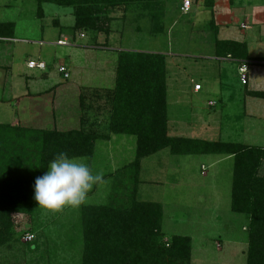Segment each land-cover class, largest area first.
<instances>
[{
    "label": "rangeland",
    "instance_id": "rangeland-1",
    "mask_svg": "<svg viewBox=\"0 0 264 264\" xmlns=\"http://www.w3.org/2000/svg\"><path fill=\"white\" fill-rule=\"evenodd\" d=\"M235 1L249 5L247 10L250 12H254V5H261V10H264V0ZM191 3V10L185 14L177 11L175 2L167 4L166 32L158 37L150 33L151 24L147 15L140 11L125 12L121 8L113 14L115 20L109 36L83 32V38L79 35L73 40L71 34H61V28L74 25L73 9L45 4L43 17L40 18L34 0H0V23H15L14 38L17 41L56 42L66 39L73 45L72 48L51 49L48 46L38 48L22 43L0 42L4 49L13 46L32 52L41 51L49 65L54 66L49 70L50 78L54 81L48 82L40 77L28 80L23 75L37 76L39 71L27 69L24 52L11 59L8 67L13 68L12 75L15 76V98L8 103L2 100L5 94L0 92V124L33 129L67 131L86 128L106 132L109 111L101 96L114 87L118 52H158L167 56L169 135L243 143L245 140L238 138L242 114L239 116L241 106L236 100L237 90L242 84L240 73L237 75L226 67L221 69L212 60L211 34L205 30L211 12L203 7L202 0H191ZM244 20L242 13L237 21H233V25L220 31V37H228L227 31L237 35L243 32L240 25ZM248 25L253 28L252 20ZM255 30L251 31L252 36L258 37ZM95 42L101 45L100 49L91 46ZM251 42L252 53L259 55V46ZM85 46L91 47L88 52ZM6 59L0 56L2 82L11 75L8 72L11 70L7 71ZM59 64L70 68L69 79L65 80L59 74ZM56 82L58 86L50 89L51 84L53 87ZM197 84L203 87L200 93L194 92ZM224 85L231 88L222 93L232 105L223 109L220 98ZM27 86L36 94L46 92L33 100L27 97L21 99V95L28 91ZM82 100L93 108L82 110ZM255 100L264 103V100ZM261 111L264 112V108ZM230 128L231 140H226L225 131ZM263 128L264 123L259 129ZM252 141L246 144L261 146L264 137L260 141ZM135 149L136 139L131 136L114 135L109 141L100 140L96 143V155L90 168L94 174L115 172L134 159ZM233 164L234 160L229 156H174L168 149L148 156L142 162L138 198L163 205L166 242L175 235L192 239L191 264L247 263L246 229L249 221L246 216L231 211ZM261 173L264 174V164ZM111 183L107 178L97 185L93 193H88L83 204L105 203ZM37 208L38 220L34 223L28 216L15 215L17 230L23 235L12 243V248L0 249V264H79L81 245L77 243L76 247H68V240L76 238L79 241L80 207H66L55 212ZM32 242H39V252L28 251Z\"/></svg>",
    "mask_w": 264,
    "mask_h": 264
},
{
    "label": "trees",
    "instance_id": "trees-1",
    "mask_svg": "<svg viewBox=\"0 0 264 264\" xmlns=\"http://www.w3.org/2000/svg\"><path fill=\"white\" fill-rule=\"evenodd\" d=\"M34 1L40 18L45 4L73 9L74 25L61 28V34L69 33L76 40L83 32L109 36L115 20L113 14L121 8L125 12L140 11L147 15L150 33L158 37L166 32L167 4L175 2L177 11L183 14L185 0ZM219 1L202 0L203 7L211 12L205 30L211 34L214 57L243 62L248 59L247 44L218 37L220 26L216 25L214 10ZM227 3L232 5L233 0ZM15 29L13 22L0 23V41L14 40ZM117 59L114 87L101 96L109 111L106 132L0 124V249L12 248V243L23 235L17 230L16 214L30 217L33 223L38 220L34 183L47 170L55 154L63 151L69 156L84 158L90 166L96 155V143L109 141L115 135L136 139L134 159L115 172L103 175L104 180L112 181L105 203L80 206L79 241L68 240V247L81 245L79 264H191L192 239L175 235L166 242L163 205L138 198L144 158L166 149L174 156L233 158L231 211L246 216L249 221L246 264H264V174L261 173L264 146L171 137L168 133L167 56L158 52L120 50ZM250 94L264 100V92ZM80 105L82 110L93 108L84 100ZM96 188L94 186L89 193ZM28 251L39 252V242L30 243Z\"/></svg>",
    "mask_w": 264,
    "mask_h": 264
},
{
    "label": "crops",
    "instance_id": "crops-1",
    "mask_svg": "<svg viewBox=\"0 0 264 264\" xmlns=\"http://www.w3.org/2000/svg\"><path fill=\"white\" fill-rule=\"evenodd\" d=\"M243 2V1H241ZM241 2H237L235 0H233L232 5L228 4L225 2V0H220L214 10V19L216 22V25L220 26V31L224 28V27H230L231 25H233V21H237L238 17L241 16L242 13H244V22L240 25V29L243 32H239L238 35L235 34L234 32L231 33L227 31L228 33V37L226 38H222L220 37V31H219V39L221 40H234V41H238V42H242V43H246L247 47H248V59L243 61V62H236L230 59H223L220 60L216 57H213L212 60H215L217 63L216 65L220 66V68L224 69L225 67L229 69V71L231 70V72L239 75L240 73V66L241 64H244L247 66L248 68V80H247V84L243 85L241 84V88H239L237 90V97L236 100L239 102V107L240 108V115L242 114V118H241V130L238 133V138H241L245 141H243V144H246V142H249L251 140L255 141V140H261L264 137V128L263 129H259L260 126H262V123H264V112L261 111V109L264 108V103H259L257 102L255 99H259L256 97H253L250 93L251 92H264V60H262L264 58V10L263 7L261 5H254L255 7L254 12H250L249 10H247V7H249V5L244 6L242 5ZM236 11V12H235ZM235 15H237L238 17H236ZM252 20V25L253 28L250 27V25L247 26V24H250V21ZM253 29H256V33L258 34V37H253L252 36V32ZM235 34V35H234ZM256 43L259 48H258V54L259 55H254L252 53V42ZM0 42H12L14 44L16 43H22V44H27V45H33L36 46L38 48L41 47H50L51 49L56 48V47H62V46H57L56 42H45L46 44L43 46H40L36 43L38 42H44V41H28V40H21V41H17L15 40H9V41H0ZM2 46H0V56L2 55V57H7L8 59H6V65H7V71L9 74L7 76V79H4L5 81L2 82V80H0V92L4 97H2L3 101H8V103H10L11 101L14 100L15 95L14 93V82L13 79L15 78L14 75H12V69L13 68H9L8 66L10 65V61L11 59H14L15 55H24L23 57L26 59V64L28 63V61L30 60H36V61H44L47 64V70L45 72L39 71V74L37 76L33 75H23L25 76L28 80L30 79H36V77H40L41 79H45V81H54L53 79L50 78L51 74L49 72V70L51 68H53L54 66L49 65V63L46 61L45 59V54H43L41 51H34L32 52L31 50H25L24 48H17V47H13L10 46V48H1ZM72 48V47H71ZM101 47L97 48L100 49ZM86 52H88L90 50V48H85ZM119 51V50H118ZM26 52V53H25ZM214 56V54H213ZM12 63V62H11ZM27 66V65H26ZM67 66V65H66ZM69 72L70 68L67 66ZM28 69V67H27ZM29 71H34V70H30ZM23 73V71H20ZM232 73V74H233ZM24 74V73H23ZM21 76V74L19 75ZM241 81V80H240ZM33 83H35V81H32ZM50 86V85H49ZM52 86V84H51ZM50 86V89L55 88L56 86H58V83L56 82V84H54L53 87ZM28 89V91H26L24 93V95H21V99L24 98H29V100H33L34 97H36L37 95L44 93V92H40L38 94L34 93V91H31L29 89V87L27 86L26 90ZM225 89V90H224ZM231 90L230 86H226L224 85L221 88V107L224 108H230V106L232 105L231 101H227V99L225 98V96L223 95V91H228ZM203 91V87L202 90L199 92H195V93H200ZM23 94V93H22ZM263 100V99H261ZM256 101V102H254ZM21 100L19 101L18 105L20 104ZM210 103V102H209ZM210 105V104H209ZM216 105V104H215ZM214 105V106H215ZM261 112V113H260ZM234 127V124H232ZM209 130V129H208ZM229 131H225V136L227 137L226 140H231L230 139V132H231V128L228 129ZM211 133V130L209 131ZM223 134V132H221V135ZM237 137V136H236ZM252 141V142H253ZM226 142V141H225ZM232 142V141H231ZM258 142V141H257ZM238 143V142H237ZM240 143V142H239ZM264 146V143H262ZM246 145H250V144H246ZM258 146V145H256ZM213 166V165H212ZM202 167H204L202 165Z\"/></svg>",
    "mask_w": 264,
    "mask_h": 264
},
{
    "label": "clouds",
    "instance_id": "clouds-1",
    "mask_svg": "<svg viewBox=\"0 0 264 264\" xmlns=\"http://www.w3.org/2000/svg\"><path fill=\"white\" fill-rule=\"evenodd\" d=\"M102 183L103 174H94L84 158L61 151L49 161L43 175L36 178L34 200L38 207L54 212L79 208L93 187Z\"/></svg>",
    "mask_w": 264,
    "mask_h": 264
},
{
    "label": "built area",
    "instance_id": "built-area-1",
    "mask_svg": "<svg viewBox=\"0 0 264 264\" xmlns=\"http://www.w3.org/2000/svg\"><path fill=\"white\" fill-rule=\"evenodd\" d=\"M190 9H191L190 0H185L183 3L182 11L184 13H187L190 11ZM81 37L83 38L84 35H82ZM36 44L43 46L46 43L45 42H38ZM56 45L62 46V47H73V45H71L68 42V40H66V39H59L57 41ZM85 48H89V46H85ZM27 67L30 70H38V71H42V72H45L47 70V64L44 61L30 60L27 63ZM57 69H58L59 74L62 75L65 80L70 78V73H69V70L66 67V65L59 64ZM247 74H248L247 66L244 64H241V66H240V80H241V83L243 85L247 84V80H248ZM201 90H202V87L199 84L195 85V87H194L195 92H199ZM211 105H214V104L211 103ZM202 170H204V167H202Z\"/></svg>",
    "mask_w": 264,
    "mask_h": 264
}]
</instances>
